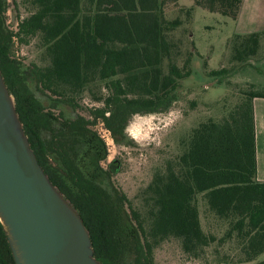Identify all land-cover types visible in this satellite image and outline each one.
I'll return each mask as SVG.
<instances>
[{"label":"trees","instance_id":"obj_1","mask_svg":"<svg viewBox=\"0 0 264 264\" xmlns=\"http://www.w3.org/2000/svg\"><path fill=\"white\" fill-rule=\"evenodd\" d=\"M242 1L193 3L235 21ZM12 2L16 13L19 5ZM21 5L26 15L17 16L14 31L6 19L8 0H0V72L39 165L79 211L95 257L154 264V250L175 240L192 258L210 254L220 264H264V182L256 179L252 108L264 90L249 84L219 120L193 128L181 153L137 193L136 205L113 184L117 161L103 166L108 149L94 126L102 124L116 145L131 146V118L167 113L181 81L197 72L194 57L205 60L193 47L178 63L182 41L175 33L191 23L193 9L178 0ZM263 39L264 32L233 35L231 60L259 57ZM15 41L33 44L30 62L14 58ZM227 73L220 68L201 77L215 84ZM83 97L101 106L88 108ZM0 264H14L1 225Z\"/></svg>","mask_w":264,"mask_h":264},{"label":"rangeland","instance_id":"obj_2","mask_svg":"<svg viewBox=\"0 0 264 264\" xmlns=\"http://www.w3.org/2000/svg\"><path fill=\"white\" fill-rule=\"evenodd\" d=\"M15 1L19 5L17 12L14 13L12 0H8L6 13L7 24L14 31L17 16L26 15L22 0ZM178 4L193 9L191 23L183 25L175 33V38L182 41L178 63L180 65L186 58L185 50L193 47L205 59L194 57L193 67L197 72H194L193 78L181 81L175 93L176 101L167 113L135 115L131 118L126 129L132 141L129 147L116 145L102 124L94 126L108 149L103 166L117 161L119 170L113 175V184L134 205L137 203V193L150 182L155 170L161 168L166 160L181 153L180 143L193 128L208 119L219 120L234 104L239 92L249 90V84L264 90V41L259 57L246 63L233 62L229 40L235 35V21L195 7L193 0H178ZM175 13L170 17H174ZM13 54L18 61L28 63L34 58L35 49L32 43L21 45L15 41ZM220 68L228 69V73L219 78L220 82L211 84L212 79L201 77L209 70ZM81 104L88 108L101 106L85 97ZM153 260L154 264H220L210 254L199 258L184 254L175 240H168L157 247L153 252Z\"/></svg>","mask_w":264,"mask_h":264},{"label":"water","instance_id":"obj_3","mask_svg":"<svg viewBox=\"0 0 264 264\" xmlns=\"http://www.w3.org/2000/svg\"><path fill=\"white\" fill-rule=\"evenodd\" d=\"M0 225L14 264L98 260L73 204L39 165L0 72Z\"/></svg>","mask_w":264,"mask_h":264},{"label":"crops","instance_id":"obj_4","mask_svg":"<svg viewBox=\"0 0 264 264\" xmlns=\"http://www.w3.org/2000/svg\"><path fill=\"white\" fill-rule=\"evenodd\" d=\"M235 27L236 35L264 32V0H243ZM252 108L256 138V179L264 182V98L254 99Z\"/></svg>","mask_w":264,"mask_h":264}]
</instances>
